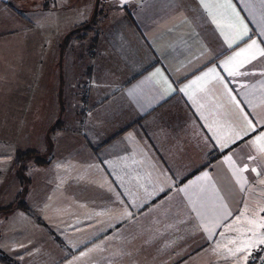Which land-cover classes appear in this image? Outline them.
I'll use <instances>...</instances> for the list:
<instances>
[{
	"label": "crops",
	"instance_id": "1",
	"mask_svg": "<svg viewBox=\"0 0 264 264\" xmlns=\"http://www.w3.org/2000/svg\"><path fill=\"white\" fill-rule=\"evenodd\" d=\"M94 3L99 19L79 33L84 46L51 30L31 48L49 72L55 63L80 70L87 90L84 110L62 109L64 124L50 126L47 161L31 169L34 214L20 211L62 245H92L96 261L251 264L264 239L263 224L247 240L264 221V155L248 143L264 131V56L235 54L252 40L264 48V0ZM230 57L228 67L248 75L229 76ZM244 113L257 125L247 136Z\"/></svg>",
	"mask_w": 264,
	"mask_h": 264
},
{
	"label": "rangeland",
	"instance_id": "2",
	"mask_svg": "<svg viewBox=\"0 0 264 264\" xmlns=\"http://www.w3.org/2000/svg\"><path fill=\"white\" fill-rule=\"evenodd\" d=\"M94 2L98 0H0V9L2 3L5 8L0 21H5L7 31L0 33V249L19 264H111L96 261L92 245H62L46 225L24 216L25 210L18 207L19 200L32 207L28 199L36 162L33 158L17 159V151L36 150L47 158L45 146L51 142V127L57 124L56 132L64 124L63 110H84L81 96L87 90L80 70H67L66 64L55 63L54 72H49V66L45 61L39 63V54L31 48L45 41V33L51 30L72 33L91 22ZM70 41L84 46V37L78 32ZM31 67L41 76L31 77ZM263 224L258 220L252 223L246 230L247 240H258ZM252 227L255 229L250 232ZM256 252L249 257L251 264Z\"/></svg>",
	"mask_w": 264,
	"mask_h": 264
},
{
	"label": "snow or ice",
	"instance_id": "3",
	"mask_svg": "<svg viewBox=\"0 0 264 264\" xmlns=\"http://www.w3.org/2000/svg\"><path fill=\"white\" fill-rule=\"evenodd\" d=\"M245 36H248V30H247V27L246 26H245V30H244L242 36L240 37V39H243V37H245ZM234 42L235 41H233V43ZM254 47L257 49V51H258V53H259L260 56H264V48H259L257 46V41L256 40H252V43L248 45L247 49L242 48L240 50V52H237L235 54V57L242 56L246 51H248V50H250V49H252ZM235 57H230L229 60L223 62V69L228 72V75L229 76L248 75V73H246V72L245 73H240L239 71H234V70H232V69H230L228 67V65L231 63L232 60L235 59ZM251 59H255V56H252L250 59H245L244 61H241L240 64L237 65V68L240 67V66H242L243 63L250 62ZM209 71L210 72H215L216 70L215 69H210ZM157 72H159V69L157 70ZM205 75H207V73ZM199 79H201V77H197V80H199ZM220 79L222 80L223 78L220 77ZM193 83H195V82H193ZM229 91H231V90L229 89ZM235 102H236L237 105H239V101H235ZM243 115H244L245 119L247 120V127L244 130V135L247 136L249 132H254L256 130L257 125L256 124H253L251 120H248L247 119V113H244ZM209 131H211V128L210 127H209ZM240 139H242V137H241V135L239 133H237L236 136L233 137V139H232L231 142L232 143H235L236 140H240ZM217 143H220V141L217 140ZM248 143L251 144L256 149V151L258 153L264 155V131L260 132L259 135L255 136L254 139L249 140ZM227 146H228V143L225 142L224 144L221 145V148H224V147H227ZM247 159L248 160H254V159H256V157L249 156V157H247ZM225 160H231V157L230 156H226L225 157ZM247 168H248V166L245 165L243 169H239L238 171L243 172ZM251 172L255 173V175H257V176L260 175V173L257 172V169L256 168H252L251 169ZM204 175L207 176V173H205ZM260 183L261 184H264V180H261ZM186 188H187V186H185V188H183V189H180V191H185ZM260 211H264V208H261ZM124 216L130 218L132 216V213L126 211L124 213ZM237 219H239V217H237ZM204 230H205V232L209 233V235L212 234V229L208 228L207 226H204ZM259 244L264 245V239H261L259 241ZM250 246H254V245H250ZM229 251H231V250H229ZM239 251H241V249L237 248L236 249V252H239ZM261 251H264V249H261ZM232 255L235 256L236 253L233 252ZM258 258H260V257H255L253 259V264H255V259H258ZM244 259L247 260V255H245Z\"/></svg>",
	"mask_w": 264,
	"mask_h": 264
},
{
	"label": "trees",
	"instance_id": "4",
	"mask_svg": "<svg viewBox=\"0 0 264 264\" xmlns=\"http://www.w3.org/2000/svg\"><path fill=\"white\" fill-rule=\"evenodd\" d=\"M48 5V4H47ZM99 19L98 14L93 16V19L91 22L86 21L83 24V27H78L77 29H74L71 33V36H73L76 32L78 33H86V31L92 29L96 21ZM57 127V124L53 126L55 129ZM35 153L37 154L36 156ZM17 159H25V158H33L36 164H44L47 161V158L40 157L38 155V152L36 150H28V151H17L16 153ZM18 207H21L24 209L27 213L34 214V211L29 206V204L25 200H19L18 201ZM0 262L3 264H19L17 261H15V258L12 257L9 253H7L4 250L0 249Z\"/></svg>",
	"mask_w": 264,
	"mask_h": 264
},
{
	"label": "built area",
	"instance_id": "5",
	"mask_svg": "<svg viewBox=\"0 0 264 264\" xmlns=\"http://www.w3.org/2000/svg\"><path fill=\"white\" fill-rule=\"evenodd\" d=\"M261 249H264V245L260 247L257 252L253 255L252 257V264H253V259L255 257H260L258 259H255V264H264V251H261Z\"/></svg>",
	"mask_w": 264,
	"mask_h": 264
}]
</instances>
